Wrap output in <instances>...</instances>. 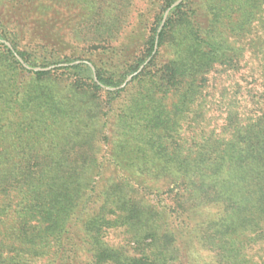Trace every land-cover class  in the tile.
Here are the masks:
<instances>
[{"label": "trees", "instance_id": "1", "mask_svg": "<svg viewBox=\"0 0 264 264\" xmlns=\"http://www.w3.org/2000/svg\"><path fill=\"white\" fill-rule=\"evenodd\" d=\"M134 1L0 0V264H264V0Z\"/></svg>", "mask_w": 264, "mask_h": 264}, {"label": "rangeland", "instance_id": "2", "mask_svg": "<svg viewBox=\"0 0 264 264\" xmlns=\"http://www.w3.org/2000/svg\"><path fill=\"white\" fill-rule=\"evenodd\" d=\"M160 3L161 0H156L153 2L149 0H135L133 6L131 7V16L133 15V17L129 18L126 30H130V28H133L135 25H137V22L134 18L137 12H142L145 14V21H143L141 24L148 28L149 23L153 20L154 14L160 9ZM0 8L2 9V6Z\"/></svg>", "mask_w": 264, "mask_h": 264}, {"label": "water", "instance_id": "3", "mask_svg": "<svg viewBox=\"0 0 264 264\" xmlns=\"http://www.w3.org/2000/svg\"><path fill=\"white\" fill-rule=\"evenodd\" d=\"M180 1H181V0H175V1H173V2H172V3H171V4L165 9V11H164V13H163V16H162V20H161V23H160L159 28L162 26V24H163V22H164V20H165V18H166V16H167L169 10H170L173 6L177 5ZM141 67H142V66H140V68H141ZM131 76H132V74L128 75L127 78L124 80L123 84H125V83L131 78ZM123 84H122V85H123Z\"/></svg>", "mask_w": 264, "mask_h": 264}]
</instances>
